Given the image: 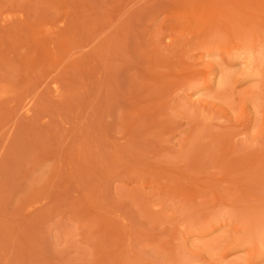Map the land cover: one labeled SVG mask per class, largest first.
<instances>
[{"label":"rangeland","instance_id":"obj_1","mask_svg":"<svg viewBox=\"0 0 264 264\" xmlns=\"http://www.w3.org/2000/svg\"><path fill=\"white\" fill-rule=\"evenodd\" d=\"M0 264H264V0H0Z\"/></svg>","mask_w":264,"mask_h":264},{"label":"bare ground","instance_id":"obj_2","mask_svg":"<svg viewBox=\"0 0 264 264\" xmlns=\"http://www.w3.org/2000/svg\"><path fill=\"white\" fill-rule=\"evenodd\" d=\"M261 243V242H260ZM262 244V243H261Z\"/></svg>","mask_w":264,"mask_h":264}]
</instances>
